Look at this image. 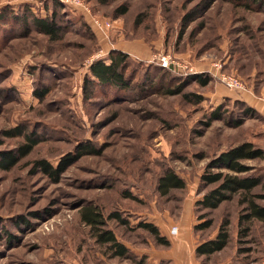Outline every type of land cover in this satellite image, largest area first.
Here are the masks:
<instances>
[{
  "label": "rangeland",
  "instance_id": "rangeland-1",
  "mask_svg": "<svg viewBox=\"0 0 264 264\" xmlns=\"http://www.w3.org/2000/svg\"><path fill=\"white\" fill-rule=\"evenodd\" d=\"M52 1L0 0V10L10 17L7 7L18 14L28 7L42 16L51 10ZM55 1L65 9L64 23L71 24L62 41L51 42L37 30L26 33L14 18L12 28L0 26V159L2 151L23 141L4 136V129L22 124L40 139L12 168L0 166V264H139L145 254L150 264H264V228L259 221L240 241L231 224L232 239L222 251L208 257L196 252L201 242L216 236L226 213L233 223L236 201L212 212L211 228L195 229L202 213L196 205L203 195L200 175L210 157L258 131L253 120L233 124L242 116L236 101L244 90L229 88L219 76L223 72L240 77L246 90L264 86V0L263 8L256 4L250 9L243 6L245 0ZM124 4L128 11L116 15ZM191 10L199 16L185 26ZM91 14L112 21V26L105 32L84 27L86 21L92 25ZM7 34L11 36L3 42ZM112 50L129 54L126 74L132 88L91 82L84 87L91 77L87 65ZM159 52L170 53L195 72L164 71L153 60ZM179 72L203 73L211 80L203 86L192 76L175 74ZM182 80L184 91L204 95L201 103L162 92L163 85L174 87ZM160 82L162 87H153ZM35 89L47 91L45 97ZM220 104L223 117L207 125ZM258 140L264 144V135ZM86 143L100 153L84 154L57 182L33 169L37 158L57 164ZM248 163L264 173V159ZM168 166L187 186L162 196L157 180ZM90 202L106 213L120 210L129 217L133 229L115 220L109 225L132 246L133 258L105 256L80 220L81 207ZM141 220L169 221L170 228L178 225L179 233H169V246L156 245L150 233L135 227Z\"/></svg>",
  "mask_w": 264,
  "mask_h": 264
},
{
  "label": "trees",
  "instance_id": "trees-1",
  "mask_svg": "<svg viewBox=\"0 0 264 264\" xmlns=\"http://www.w3.org/2000/svg\"><path fill=\"white\" fill-rule=\"evenodd\" d=\"M103 2H106L105 0ZM259 5L263 8L261 0H245L243 6L247 9L253 8L254 5ZM10 7L6 9L12 16L7 17L3 13L5 10H0V26L11 27L10 19H15L20 24L21 28L27 29L29 33L32 30H37L45 35L51 42L62 41L67 33V28L71 25L68 21L64 23L63 7L55 0L52 1L51 10L47 15L42 16L33 13L30 8L26 7L21 14L15 13ZM128 11L127 5H122L115 12L116 15L125 14ZM194 10L187 13L185 26H188L191 21L195 20L199 15L194 14ZM191 15V16H190ZM189 18V19H188ZM68 20V19H67ZM81 25V22L78 23ZM94 30L93 26L87 21L84 27ZM15 27V25H14ZM13 27V28H14ZM71 27V26H70ZM12 28V27H11ZM91 30V31H92ZM12 31V30H10ZM11 36V34L9 35ZM8 34L3 35V42L9 38ZM129 54L124 51L112 50L108 57L95 59L88 66L89 78L84 81V87L87 88L88 82L96 86H110L121 90L132 88V83L126 69L129 66ZM160 65V64H159ZM164 71L172 72V68L162 67ZM183 77L192 76L201 85L206 86L211 77L203 73L188 75L184 72L175 73ZM189 80V79H186ZM148 82V81H147ZM146 82V84H147ZM185 81L182 80L174 87H166L160 82L153 87L165 88L162 92L166 94L180 93L188 102L201 103L204 100V95L201 93L184 91ZM152 86V85H151ZM47 91H39L35 89L34 93L39 97H45ZM87 95V94H86ZM92 97V95H87ZM241 104L242 116L233 121L235 126L243 125L247 120H253L258 131L255 136L249 139H244L230 147L221 150L217 154L210 157V160L205 165L203 172L200 175V192H203L202 198L198 199L196 205L202 210L199 215L200 223L195 225V229L206 230L211 228L215 220L211 216L214 210L220 208L225 202L236 201L238 205L237 215L232 223L229 213L221 219L216 236L201 242L196 252L200 256H211L212 254L222 251L231 242L232 234L230 230L231 224L236 227L237 240H243L251 235L253 223L259 221L264 228V173L258 171L257 166L248 163L249 160L264 159V144L260 143L258 137L264 135V127L262 126L263 117L257 113L256 109L251 107L242 99H237ZM222 105H218L209 115L207 125H210L213 119L222 118ZM6 137L23 138V141L13 150H5L1 153L0 166L4 169H10L16 165L21 159L27 157L33 152L35 147L40 143V139L35 135L34 131H29L22 124H17L12 128L4 129L3 133ZM1 142V141H0ZM100 149L89 143L79 144L74 152L64 154L57 164H53L45 157L37 158L33 161V169L43 172L53 181L60 180L62 174L67 168L81 158L84 154L100 153ZM205 157L206 155H201ZM187 186L186 180L175 171L173 167H166L158 176L157 191L162 196H169L173 190L184 189ZM124 196L136 198L131 192H125ZM80 220L89 227V233L95 242L103 249V253L107 258H133L132 246L119 235L116 230L109 225V220H115L120 226H129V217L123 215L120 210H112L106 213L101 205L90 202L81 207ZM139 229H144L152 235L154 244L169 246L170 238L164 234L160 226L152 221L141 220L135 226ZM138 243H144L139 241ZM249 250V249H245ZM146 256V257H145ZM138 262L139 264H150L148 257L145 254ZM148 263H147V261ZM159 264H169L167 261H161Z\"/></svg>",
  "mask_w": 264,
  "mask_h": 264
},
{
  "label": "built area",
  "instance_id": "built-area-1",
  "mask_svg": "<svg viewBox=\"0 0 264 264\" xmlns=\"http://www.w3.org/2000/svg\"><path fill=\"white\" fill-rule=\"evenodd\" d=\"M86 11L90 12V9L88 6H85ZM92 20V26L96 27L98 30H102L105 32V28L109 29L112 26V21L106 20L104 21L103 18L95 17L94 15H90ZM93 59V58H92ZM157 61L162 67L165 68H179L182 69L184 72L192 73L195 72L194 67L187 65L186 63H183L177 59H175L170 53L167 52H159L154 55V59ZM219 78L223 83H225L229 88L234 90H246V85L244 81L241 80L240 77L234 75V74H228V73H221ZM179 232L178 225H173L171 227V233L174 235H177Z\"/></svg>",
  "mask_w": 264,
  "mask_h": 264
},
{
  "label": "crops",
  "instance_id": "crops-1",
  "mask_svg": "<svg viewBox=\"0 0 264 264\" xmlns=\"http://www.w3.org/2000/svg\"><path fill=\"white\" fill-rule=\"evenodd\" d=\"M256 91L254 90H244L241 92V99L244 100L247 104H249L251 107L255 108L257 113L260 114L263 117L262 126L264 127V86H256ZM171 222L167 221L165 223H157L162 232L166 234L169 238L171 234V228L169 226ZM173 226V225H172ZM171 226V227H172ZM179 233V232H178ZM156 264V262H154ZM176 264H186L185 261H176Z\"/></svg>",
  "mask_w": 264,
  "mask_h": 264
}]
</instances>
